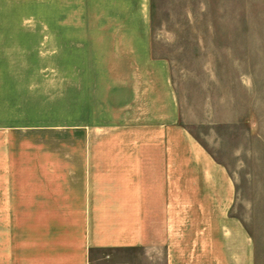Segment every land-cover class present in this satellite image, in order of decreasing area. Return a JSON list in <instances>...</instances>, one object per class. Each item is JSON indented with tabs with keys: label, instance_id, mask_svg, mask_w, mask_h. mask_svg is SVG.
<instances>
[{
	"label": "crops",
	"instance_id": "crops-1",
	"mask_svg": "<svg viewBox=\"0 0 264 264\" xmlns=\"http://www.w3.org/2000/svg\"><path fill=\"white\" fill-rule=\"evenodd\" d=\"M28 44L63 47L65 61L142 63L132 94L143 148L96 153L95 181L61 210L24 214L17 184L11 196L0 183V264H264V233L233 214L230 170L175 123L170 63L152 54L151 0H0V71L8 47Z\"/></svg>",
	"mask_w": 264,
	"mask_h": 264
},
{
	"label": "rangeland",
	"instance_id": "rangeland-1",
	"mask_svg": "<svg viewBox=\"0 0 264 264\" xmlns=\"http://www.w3.org/2000/svg\"><path fill=\"white\" fill-rule=\"evenodd\" d=\"M151 11L152 54L169 61L178 98L175 123L228 167L233 214L264 233V0H151ZM62 51L8 47L1 63L0 183L11 196L17 184L24 214L85 196L96 153L143 148L132 94L142 63L65 61Z\"/></svg>",
	"mask_w": 264,
	"mask_h": 264
}]
</instances>
